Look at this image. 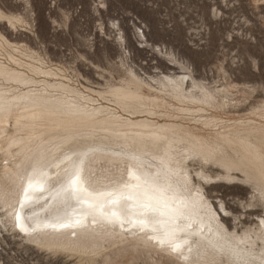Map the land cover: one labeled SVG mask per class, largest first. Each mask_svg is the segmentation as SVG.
<instances>
[{
	"label": "bare ground",
	"instance_id": "6f19581e",
	"mask_svg": "<svg viewBox=\"0 0 264 264\" xmlns=\"http://www.w3.org/2000/svg\"><path fill=\"white\" fill-rule=\"evenodd\" d=\"M2 20L8 30L39 36L35 20L0 5ZM118 27L126 70L120 82L94 89L66 63L10 39L0 24V234L11 227L34 247L85 264H113L129 244L179 264H264V215L240 228V214L213 193L241 180L252 189L248 205L264 208V102L230 116L239 104L206 89L185 65L184 72L142 74L130 62V34L120 20ZM135 34L151 42L145 30ZM164 54L168 69L181 64L170 58L173 49ZM76 174L92 194L87 204L66 190Z\"/></svg>",
	"mask_w": 264,
	"mask_h": 264
},
{
	"label": "rangeland",
	"instance_id": "374dc122",
	"mask_svg": "<svg viewBox=\"0 0 264 264\" xmlns=\"http://www.w3.org/2000/svg\"><path fill=\"white\" fill-rule=\"evenodd\" d=\"M0 5L8 13L35 20L34 29L39 33L36 36L25 27L8 30L9 24L2 20L0 24L10 39H25L57 59L54 64L59 60L66 63L94 89L120 82L126 70L122 57L129 56V52L125 50L126 42L121 40L123 45L119 44L120 20L132 39L130 62L142 74H160L162 69L184 72L181 67L185 65L206 89L239 104L231 109L230 116L249 114L264 102V0H33V8L25 0H0ZM143 30L151 39L148 46L135 34L141 35ZM153 42L160 44L164 53L167 48L173 49L176 55L170 58L181 64L168 69L170 60L158 51L160 47L152 49ZM142 46L146 49H137ZM248 186L241 180L224 181L213 192L224 198L236 215L240 214L244 222L240 228L245 224L254 226L257 213L264 215L263 207L248 205L252 197ZM2 229L0 264H85L78 255L36 248L11 227ZM116 252L110 251L113 256ZM131 252L137 260H129ZM161 252L129 244L113 264H179L171 254ZM149 255L155 261H145Z\"/></svg>",
	"mask_w": 264,
	"mask_h": 264
},
{
	"label": "snow or ice",
	"instance_id": "6c2138e0",
	"mask_svg": "<svg viewBox=\"0 0 264 264\" xmlns=\"http://www.w3.org/2000/svg\"><path fill=\"white\" fill-rule=\"evenodd\" d=\"M32 187H33V185H32V183L30 181L29 182V185H28V188L25 189V193H24L25 200L28 199V192H29V189H31ZM66 190L67 191H70V193L72 194L73 198L76 199L77 202H82L84 204H87L88 203L87 197H89V196L92 195L91 193H89L87 191V189H85V188L82 187V184H81V181H80V178H79V175L78 174H76L74 176V178H71L69 180V182H68V188ZM109 195H112V194H109ZM127 199H131V197H127ZM117 202H118L117 199H114V200L111 201V203H113V204H115ZM23 206H24V204L22 202L21 203V207H23ZM90 207H91V205H90ZM143 207L145 208L146 211H150V212H153V213H155V212L158 211V209L152 208V207H150L148 205H144ZM112 215L115 216L116 213L113 212ZM17 218L19 219V216ZM141 223H143V222H141ZM179 247H180V245H178V244L175 245L174 246V250H178Z\"/></svg>",
	"mask_w": 264,
	"mask_h": 264
}]
</instances>
